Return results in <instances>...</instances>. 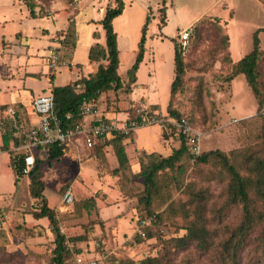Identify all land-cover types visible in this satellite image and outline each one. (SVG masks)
<instances>
[{
    "label": "rangeland",
    "instance_id": "374dc122",
    "mask_svg": "<svg viewBox=\"0 0 264 264\" xmlns=\"http://www.w3.org/2000/svg\"><path fill=\"white\" fill-rule=\"evenodd\" d=\"M263 1L166 0L165 22L160 24L162 0H124L126 10L122 16L115 17L118 18L113 24L119 39L118 72L123 78L134 63L146 14L150 18L144 57L133 85L135 99L124 104L126 98L122 97L126 91L116 96L106 92L98 103L99 108L95 109L97 114L104 108L120 107L124 111L139 101L162 112L174 109L190 118L202 133V152L220 150L246 173L247 157L261 154L262 122L245 76L238 74L231 80L226 77L232 63L251 50L253 32L264 28ZM145 2L149 6L147 12L146 7L143 10ZM35 3L37 15L31 16L22 0H0V51L5 50L0 54V71L4 69L0 84L9 81L11 86H22L25 83L38 92L36 90L51 83L62 84L71 76L93 72L95 66L90 67L85 46L91 29L102 33L101 38L99 33L94 38L104 45L100 20L106 6H112L114 1L35 0ZM68 17L75 18L80 39L75 58L80 64L77 67L59 65L52 70L46 58L47 46L54 31L66 28ZM202 17V27L194 31L192 24ZM125 22H128L126 27ZM187 28L192 36L182 50L185 63L182 84L170 96L174 74L172 39L177 44L178 29ZM17 32L26 37L22 40ZM226 32L229 49L222 38ZM55 35L61 36L58 32ZM258 38L259 47L264 49V30L258 32ZM25 70L40 73V76H25ZM258 70V79L264 81V58L258 62ZM51 73H55L53 81H50ZM144 127L138 131L141 136L138 142L164 154L167 147L160 141L159 128ZM164 138L161 134V139ZM107 146L92 150L79 148V158L76 145L72 143L61 159H46L40 165L42 196L53 205L59 230L69 237H84L81 241L69 242L73 250L71 264L75 256L95 259L97 264H141L149 258L153 259L149 264H233L223 252L222 243L241 222L242 208L240 204H227L228 175L217 159L200 163L186 151L174 169L158 172L157 192L146 205L137 202L143 178L132 174L128 168V163L138 161V151L129 153L128 163L115 173L113 169L118 163L113 148ZM9 157L12 158V154L8 150L0 152V264H48L55 235L48 219L34 217L38 200L30 194L28 176H16ZM68 184L75 195V202L70 205L60 199ZM250 192L255 199L253 191ZM106 195L110 199L106 200ZM120 199L126 206L122 214ZM98 200L99 207H96ZM198 209H202V214L204 210L208 248L203 250L204 241L200 240H189L185 246L178 247L172 239L184 235L183 226L188 223L185 215L191 216ZM148 211L152 217L158 215L151 228L155 235L143 239L137 234L136 218L150 217ZM110 216L114 217L108 218ZM261 227L258 223L249 233L238 254V264H264L259 260L264 255Z\"/></svg>",
    "mask_w": 264,
    "mask_h": 264
},
{
    "label": "trees",
    "instance_id": "16d2710c",
    "mask_svg": "<svg viewBox=\"0 0 264 264\" xmlns=\"http://www.w3.org/2000/svg\"><path fill=\"white\" fill-rule=\"evenodd\" d=\"M29 10L31 16H36V3L35 0H22ZM49 1V0H46ZM114 4L112 6L107 5L103 17L100 20L102 28L104 30V45L99 42L92 44L88 50V61L94 62L96 64L93 72L87 75H82L75 79L72 83L59 86H51L48 91L53 95L54 100V111L60 115L65 116L70 114V120L66 123L70 126H74L83 121L84 115L81 113V107L85 104H91L94 109L99 108V102L102 99V95L106 92L112 93L113 95L119 92H125L122 98H126L123 101L124 104L130 103L132 101L131 93L133 91V85L136 80V71L139 67L140 62L143 59V54L145 51L146 42V32L148 29V24L150 21L149 15L146 14L145 21L141 27V34L138 41L137 51L135 55L134 63L128 68L126 76L123 78L118 72L119 67V50L117 47V34L114 30L113 19L120 15L124 9V0H113ZM263 0H261L262 2ZM165 3V0H162ZM264 2V1H263ZM262 4V3H261ZM264 5V4H263ZM40 8V7H39ZM41 10V8H40ZM161 14L159 18V23L164 24L165 22V6L162 5L160 8ZM40 12V11H39ZM205 17V16H203ZM198 19L195 24H193V30H199L204 22V18ZM68 22L66 28L61 33L62 39H60V44L62 51L59 53V63L67 62L71 60V54L75 48L76 43V27L74 17H68ZM225 24V23H224ZM219 28L220 25H219ZM264 30V28H257L252 34V48L244 56H242L238 61L232 63L231 72L226 77V80H231L234 76L238 74H243L247 81L248 86L251 89L257 102V112H259V117L261 118V128H260V138L262 140V150L261 154L257 157L248 156L247 161H245V172L242 173L237 164L234 163L231 158L220 150H210L207 152H202L196 156L197 162H207L211 158L217 159L221 167L225 170L228 175V181L225 188L227 204H240L242 208V219L239 225L231 232L229 237L222 243V250L225 252L229 261L233 264L237 263V258L243 245H245L249 233L253 227L261 223L262 233L260 235V241L264 244V81L258 79V62L261 58H264V49L259 47L258 32ZM191 32L188 39V43L191 41ZM93 37H97V33L93 32ZM223 40L225 41L226 47L229 49L230 42L228 33H223ZM173 41V64H174V74L172 81L170 83V93L172 96L182 84V76L185 70V63L183 60L182 49ZM116 96V95H115ZM107 105V102H105ZM116 103V102H115ZM137 103L131 105L127 110L122 111L120 107L114 109L101 110L99 114L100 121L110 120L105 116V113L114 112H128L131 114L133 112V107ZM105 105V106H106ZM153 107V106H152ZM156 109V107H153ZM168 114L172 117H180L179 114L174 109H166ZM185 116V115H183ZM187 118L188 123L196 127L193 121ZM161 132V131H160ZM4 135V133H1ZM162 135H164L161 132ZM164 139H173V147L168 155H163L160 152L152 151L147 152L144 149L138 151V162L140 164L139 171L137 173L143 178V189L138 195L137 202H143L148 205L157 192V181L156 175L159 171L165 169H174L176 164L181 160L183 154L187 151L188 144L187 140L182 135H164ZM9 137L3 136L2 138V148L9 149L12 154V158H9V164L15 172L16 176L21 175V163L22 156L13 155L11 148L22 143V141H16L10 143L8 141ZM24 138V137H23ZM127 136H115L105 140H97L91 148L85 147L88 150L99 149L105 147L106 145H111L114 151L115 158L118 165L113 169V172L119 173L122 168L128 163V157L124 150V146L121 141L126 139ZM1 139V138H0ZM162 140V139H161ZM164 141V140H163ZM68 147L66 145L57 144H45L38 147L36 153L35 163L28 174L30 194L32 197L38 200V204L34 209L35 218H46L51 226V231L54 233V247L51 252V256L48 264H71L70 258L73 255L72 245L69 242H76L78 240H83L84 237L78 236H66L64 235L57 225V219L55 216V211L53 205H51L45 196H42L44 190L43 183L39 178L40 165L44 160L61 159L64 152ZM136 151V152H137ZM244 154V152H242ZM181 166V165H178ZM128 168L130 164L128 163ZM70 186L65 185L63 191ZM255 196V199L251 197V192ZM60 194V199L62 193ZM135 199V197H134ZM75 202V200H74ZM73 202V203H74ZM134 207V206H133ZM204 214V210H203ZM202 214V209L195 210L194 214L191 216H186L188 223L183 226L185 229L184 235L180 237H175L172 239L173 243L178 247L185 246L186 241L189 240H200L204 241L202 247L203 250L208 248V238L206 237V229L204 225L205 216ZM148 215L151 213L148 211ZM154 217H137L136 225L139 227L137 234L140 238H152L155 233L152 231L153 223L155 222ZM144 219L145 224L140 226V220ZM140 231L143 233L141 235ZM207 238V239H205ZM261 261L264 262V255L259 257ZM153 260L152 258L144 259L141 264H149Z\"/></svg>",
    "mask_w": 264,
    "mask_h": 264
},
{
    "label": "built area",
    "instance_id": "2783aa9c",
    "mask_svg": "<svg viewBox=\"0 0 264 264\" xmlns=\"http://www.w3.org/2000/svg\"><path fill=\"white\" fill-rule=\"evenodd\" d=\"M177 35L178 45L183 50L188 44L190 28L179 30ZM48 62L51 69H56L59 65L75 66L71 62L59 63V53L55 48L52 50ZM31 107L38 117L37 122L27 129L22 143L11 148L13 155L22 156L20 174L23 176H28L35 163L38 147L41 145L57 144L68 147L69 144L74 143L76 146L83 145L91 148L97 140L129 136L136 129L151 125L157 126L164 135L184 136L188 144V153L192 158H196L202 151V133L196 127L191 126L185 116L172 117L166 110L165 112L159 111L146 102H137L133 107V112L131 114L126 112L124 118L108 121L98 120L99 114L88 103L81 107V113L84 115L83 121L74 126L66 123L70 120V114L62 117L54 111L53 95L50 92L35 95L32 98ZM87 117L88 120H86ZM2 150L0 139V152ZM74 200L73 189L68 186L62 193L61 202L70 205ZM145 223L144 219L140 220V226ZM137 230L139 231V227ZM140 233L143 235L141 231ZM73 264L97 263L95 259H83L75 256Z\"/></svg>",
    "mask_w": 264,
    "mask_h": 264
},
{
    "label": "crops",
    "instance_id": "0c3cea01",
    "mask_svg": "<svg viewBox=\"0 0 264 264\" xmlns=\"http://www.w3.org/2000/svg\"><path fill=\"white\" fill-rule=\"evenodd\" d=\"M39 4H42V2H40ZM165 4H166V0H165V3H164V6H165ZM42 5H44V4H42ZM39 7H40V5L38 6V8ZM145 7H146V12H147L149 6H148V4L146 2L143 4V10L144 11H145ZM125 10H126V5L124 6L123 11H125ZM123 11H122V13H123ZM103 15H102V17H103ZM117 18L113 19V24H114V22H115V20ZM2 19H4V18H2ZM74 20H75V18H74ZM127 24H128V22H125L124 26L126 27ZM64 29L65 28L54 31V33H53V35H52V37L50 39V44L47 46L48 49H49V52L47 53V57H46L47 61H49V56H50V54H51V52H52V50L54 48L57 49V52H61L62 51V47H61V44H60V39H62L63 37L61 35L58 38V37H56L55 34H56V32L61 34ZM42 31H45V28H42ZM97 31L98 30L95 31V30L91 29V33H90L91 37L88 38V41H87L86 46H85L86 47V55L88 54L89 47L92 44L98 42V41H96L97 38L93 37V32L99 33V38H101V34L102 33L100 31H98V32ZM178 31H179V29H178ZM102 32H103V38H104V30H102ZM16 35L22 37V40H23V36H25L21 32H17ZM1 41H2V44H3V40H1ZM79 42H80L79 34L77 32V29H76V44H75V48H74V50H73V52L71 54V60H70V62L75 64L76 67L80 64V62H79L80 60L75 58V56L79 52L78 51V49L80 47V43ZM118 45H119V39H118V36H117V47H118ZM4 53H5V50L3 48L0 51V54H4ZM87 60H88V57H87ZM25 64L28 65L27 60L25 61ZM15 65H17V67H18V63L17 62L15 63ZM89 65H90V67L96 66V64L94 62H89ZM1 69L2 70L0 71V76L3 78L4 77V69L3 68H1ZM77 70L80 71L78 68H77ZM24 75L25 76H37L38 77V76H40V73L33 72L31 70H25ZM54 76H55V73H51V80L50 81H53ZM80 76H82V75H80ZM80 76H71L68 81H66V82H64L62 84H53V83H51L46 88L43 87V88H41L39 90H36L38 92H34V88H32L30 85H26L25 83L22 86H15L13 84L11 86V83H9V81L3 82V84H0V124H1L0 125V138H1V141H2L3 136L9 137L8 141L10 143H13V142H16V141H19V140L22 141L27 129L30 126L36 124L38 117H37L36 113L32 110V107H31V101H32V98L35 95L40 94V93L45 92V91H48L51 86H59V85H65V84H68V83H72L75 79H77ZM13 89H15V90H13ZM5 94H7V95L5 96ZM131 97H132V99H135V97H133V91L131 93ZM8 109H9V111H8ZM105 116L108 117L109 119H121V118H124L125 112L110 111V112L105 113ZM141 128H145V127H140L138 129H136L129 136H127L126 139H123L121 141L122 145L124 146V150H125V152L127 154L128 159L130 158L129 156H130V154H132V152H136L137 150H140V149H144L147 152H152V150L145 148V146H143L142 144H140V142H138L140 140V138H141V136L139 135L138 131H140ZM1 133H4V135H2ZM160 141H162L163 144L167 147V150H166V152H164L163 155H168L171 152L172 147L174 145L173 144V139L169 138V139H164V141H163V140H161V133H160ZM107 147H112V146L108 145ZM79 148L83 149V150H88V149H86L83 145L75 147L76 152H77V157L80 158V151H79L80 149ZM6 150L10 151L9 149H6ZM157 152H160V151H157ZM130 161H131V159L129 160V162ZM136 162H135V160L130 162V168H131V172L132 173H137L139 171L140 164H139L138 161H136ZM86 174L90 175L91 173L90 172L89 173L86 172ZM108 199H110V198H108L107 195H106V200H108ZM115 201H117V200L115 199ZM119 201H121V204L123 205L122 208L124 209L123 212H121L120 214L125 213V211H126L125 202L123 201V199H120ZM98 202H100V200H98L96 202V204H95L96 207H99V203ZM104 208L105 207H103V209ZM112 217H114V216H110L108 218H112Z\"/></svg>",
    "mask_w": 264,
    "mask_h": 264
}]
</instances>
